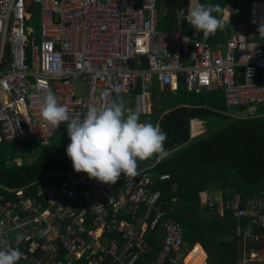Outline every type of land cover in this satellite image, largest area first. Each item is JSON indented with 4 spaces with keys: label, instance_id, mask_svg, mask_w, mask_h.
Here are the masks:
<instances>
[{
    "label": "built area",
    "instance_id": "obj_1",
    "mask_svg": "<svg viewBox=\"0 0 264 264\" xmlns=\"http://www.w3.org/2000/svg\"><path fill=\"white\" fill-rule=\"evenodd\" d=\"M157 1L0 0V142L20 146L67 134V123L52 127L41 117L46 90L81 120L89 107H106L115 95H134L135 110L148 115L153 89L177 90L182 79L188 91L223 90L227 106L251 112L264 103V42L256 39L264 29V0L226 6L225 21L238 30L215 44L180 23L159 29ZM36 13L38 34L29 26ZM16 194L15 201L0 195V233L23 253V264H139L149 250L144 233L159 229V257L177 264L183 253L182 225L166 217L148 173L107 185L74 170L61 181L42 182L31 195ZM201 205L221 217L249 215L264 226V197L205 195ZM242 260L264 264L259 252Z\"/></svg>",
    "mask_w": 264,
    "mask_h": 264
},
{
    "label": "trees",
    "instance_id": "obj_2",
    "mask_svg": "<svg viewBox=\"0 0 264 264\" xmlns=\"http://www.w3.org/2000/svg\"><path fill=\"white\" fill-rule=\"evenodd\" d=\"M163 1L166 12L163 16L158 12V28H175L180 23L184 31L194 30L189 23V3L186 5V0ZM207 3L220 5L222 12L219 17L223 19L227 0L198 2ZM180 9H184V15L179 14ZM225 23L227 22L224 20V25ZM259 32L256 39L263 44L264 29ZM199 34L203 40L212 44L224 40V28L208 38L202 32ZM218 90L221 89L188 91L182 79L177 90L161 92L156 89L154 93L168 92V95L161 102L154 98L151 113L143 115L144 117L141 115L140 118V122L156 125L162 112L173 108L164 113L158 122L160 129L167 135L164 147L169 152L168 157L163 160L153 157L138 161L137 170L151 175L155 188L161 192V209L166 217L169 216L182 225L183 245L188 244L190 250L186 260L190 259L189 264H193L199 254L201 255L195 264H205V258L207 264H242L245 255L260 253L262 250V242L254 234L264 231V226L260 228L258 224H253V217L247 215L243 219H237L231 214L221 217L214 209L201 205L203 196L212 190H221L226 200L234 199L236 195H240L244 201L253 195L257 198L264 197V110L259 113L256 110L248 112L242 115L244 117L231 116L225 111L234 113L227 109L233 106H227L225 93L218 96ZM116 100H122L125 105V97L115 95L111 102ZM129 105H134V95L130 96ZM214 115L223 116L224 123L192 139L191 130H195L191 128L190 120ZM59 134L67 135L64 131ZM22 143L24 146L38 142ZM12 146L13 142L10 140L0 142V184L7 188L24 187L23 196L36 192V184L33 182L42 176L48 175L42 177V182L62 180L66 172L74 170L67 154H61L58 158L49 155L43 160H26L22 164L10 165L6 159L15 157L17 149ZM8 148L11 149L6 151ZM161 174L168 175L169 179L159 181ZM16 192L0 187V195L13 201L19 198ZM138 214L141 215L142 211ZM249 226L253 235L246 232L245 228ZM156 232L146 230L144 233L149 250L143 253L139 264H149L160 256L162 244ZM49 251H52L51 247ZM18 264L23 263L18 261ZM160 264H170V261L163 258Z\"/></svg>",
    "mask_w": 264,
    "mask_h": 264
},
{
    "label": "clouds",
    "instance_id": "obj_3",
    "mask_svg": "<svg viewBox=\"0 0 264 264\" xmlns=\"http://www.w3.org/2000/svg\"><path fill=\"white\" fill-rule=\"evenodd\" d=\"M221 12L220 5L207 3L198 4L187 15L192 28L208 38L223 29L224 20L219 17ZM179 14L184 15V9H180ZM40 114L52 127L67 123L70 143L66 153L73 169L102 184H116L121 174L128 182L138 175V161L153 157L163 160L169 155L164 147L166 133L151 122H140L139 110H129L125 114L122 100L101 108L91 106L81 120L71 117L69 109L59 104L50 90H46ZM16 239L19 241L22 237L18 235ZM22 256L23 253L11 247L9 240L0 233V264H18Z\"/></svg>",
    "mask_w": 264,
    "mask_h": 264
},
{
    "label": "rangeland",
    "instance_id": "obj_4",
    "mask_svg": "<svg viewBox=\"0 0 264 264\" xmlns=\"http://www.w3.org/2000/svg\"><path fill=\"white\" fill-rule=\"evenodd\" d=\"M250 1L251 0H227V6L229 9H231L236 5V2L249 3ZM198 2H199V0H190L188 12L192 8L196 7L198 5ZM156 6L158 9L159 15L163 16L166 12V7L164 4V1L158 0ZM37 20H38V14L36 13V15L33 18H31L29 21V26H31L33 28L35 34H38V27L36 25ZM223 28H224V40H222V42H226L230 38V36H232L233 34H235L237 32V24L234 23L233 21H229V22L225 23ZM159 29H163V28H159ZM78 86H79L78 91L81 93V90L83 87V82L79 81ZM207 92L210 93L209 91H207ZM216 94L218 96H221V95H224V92L222 90H218L216 92ZM166 95H168V92L153 93L154 98H156V100H158L159 102H161L163 97H165ZM210 95L214 96V94H210ZM227 109L231 112L237 113L238 115H245L248 112H250L248 110V107L243 108L242 106H239V105L233 106V107H227ZM255 110L257 113L263 111L264 105L260 106V104H256ZM255 110H251V111H255ZM225 112H228V111H225ZM141 117L142 116H140V118ZM224 121H225V119L223 116H215V115L210 116V117H201L198 121H194L192 124V127L194 128L195 132H198L197 126H199L200 128L205 127V131H203L200 134H198L197 136H195V138L201 134H204V132L206 133L207 131H210V130H213V129L219 127L221 124L224 123ZM192 139H194V137ZM4 141H8V140H4ZM10 141H12V140H10ZM23 141H30V140H22L20 146H17L16 141H15V143L12 141L13 142L12 148L15 147L17 149H15V157H13V158L9 157L6 159L7 160L6 162H8V164H10V165L22 164V162H24L26 160H29V161L30 160H43L46 157H48L49 155H53L54 158H56V157L58 158V157H60L61 154H67L66 148H67L68 144L70 143V139H69L68 135H65V134L56 135L55 137H53L49 140H45L43 142L34 141V142H38V143L26 144L24 146L22 143ZM10 149L11 148H8V150H6V151H9ZM57 173H59V172H57ZM66 173H68V172H66ZM47 176L48 175H46L44 177L42 176V177L45 178ZM42 177H41V179L33 182V184H36V186L41 184L42 183ZM59 180H61V179H59ZM59 180L50 181V182H58ZM0 187L3 189H8L10 192L18 191L20 189L23 190V188H24V187L7 188L3 184H0ZM209 194H210L211 198L218 199L219 197H221L222 192H221V190H219V191L212 190V191H209ZM2 196H4V195H2ZM159 230H161L162 234H163V230L162 229H159ZM162 234H161V236H162ZM239 234H241L242 237L244 236V234L241 232ZM257 234H258V237L260 239V242H262L261 243V245H262L261 249L262 250L260 251V253L264 254V231L260 230V232H258ZM256 235H254V237H256ZM188 247H189L188 244L182 246L181 251L186 250V256L184 257L182 264H186V263L189 264L190 259L188 261H186L187 257H189L188 255L190 254V250H188ZM199 255H201V254H199ZM199 255H198V257H199ZM198 257L194 261L193 264L196 263V261L198 260ZM155 261L157 263L158 260H155Z\"/></svg>",
    "mask_w": 264,
    "mask_h": 264
},
{
    "label": "crops",
    "instance_id": "obj_5",
    "mask_svg": "<svg viewBox=\"0 0 264 264\" xmlns=\"http://www.w3.org/2000/svg\"><path fill=\"white\" fill-rule=\"evenodd\" d=\"M237 30H238V27H237ZM154 90L155 89H153V93H154ZM129 99H130V97H129ZM129 99H128V97H125V105H124V110L126 111V113L129 111V110H135V107H134V105L133 106H130L129 105ZM153 101H154V97H153ZM155 101H157L158 102V100H156V98H155ZM169 109V108H168ZM171 110L173 109V108H170ZM165 111V110H164ZM141 116V115H140ZM143 116V115H142ZM200 118H194V119H191L190 120V126H191V128H192V124H193V122L194 121H198ZM197 129H198V132H192V130H191V136H192V138L194 137L195 138V136H197L198 134H200L201 132H203V131H205V127L204 128H200L199 126H197ZM142 172V171H141ZM138 173H140V172H138ZM207 194V193H206ZM207 195H209V193L207 194ZM210 196V195H209ZM156 234H158L160 237H161V234H162V231L161 230H158L157 232H156ZM156 260H158V263L160 264L161 263V261H162V258L161 257H157L156 258ZM187 264V263H186Z\"/></svg>",
    "mask_w": 264,
    "mask_h": 264
},
{
    "label": "water",
    "instance_id": "obj_6",
    "mask_svg": "<svg viewBox=\"0 0 264 264\" xmlns=\"http://www.w3.org/2000/svg\"><path fill=\"white\" fill-rule=\"evenodd\" d=\"M189 2H190V0H186L185 4L187 5ZM226 13H227V12H226V9H224V12H223V19H224V20H226ZM154 91H155V90H154ZM262 105H264V103H262L261 106H262ZM255 109H256L255 106L252 107V110H255ZM170 110H171V109L169 108V109H166L165 111L162 112V114L160 115L159 119L156 121V125H158V122H159L161 116H162L164 113L169 112ZM226 113H228L229 115L234 116V117H244V116H242V115H238V114H235V113H230V112H226ZM254 116H255V115H254ZM158 126H159V125H158Z\"/></svg>",
    "mask_w": 264,
    "mask_h": 264
},
{
    "label": "bare ground",
    "instance_id": "obj_7",
    "mask_svg": "<svg viewBox=\"0 0 264 264\" xmlns=\"http://www.w3.org/2000/svg\"><path fill=\"white\" fill-rule=\"evenodd\" d=\"M50 250V247L48 248ZM186 256V251H184L180 257V259L178 260L177 264H182L183 263V259Z\"/></svg>",
    "mask_w": 264,
    "mask_h": 264
}]
</instances>
